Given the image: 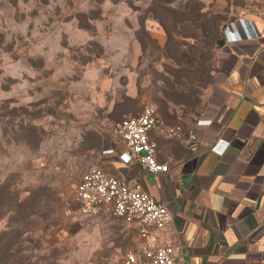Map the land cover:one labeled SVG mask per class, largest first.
I'll return each mask as SVG.
<instances>
[{
  "label": "rangeland",
  "instance_id": "obj_1",
  "mask_svg": "<svg viewBox=\"0 0 264 264\" xmlns=\"http://www.w3.org/2000/svg\"><path fill=\"white\" fill-rule=\"evenodd\" d=\"M240 18L264 32V0H0V264H125L135 228L74 216L77 185L145 107L191 127Z\"/></svg>",
  "mask_w": 264,
  "mask_h": 264
},
{
  "label": "crops",
  "instance_id": "obj_2",
  "mask_svg": "<svg viewBox=\"0 0 264 264\" xmlns=\"http://www.w3.org/2000/svg\"><path fill=\"white\" fill-rule=\"evenodd\" d=\"M225 38L191 127L150 134L168 172L124 164V146L101 161L169 206L173 222L157 235L178 264H264V32L240 18Z\"/></svg>",
  "mask_w": 264,
  "mask_h": 264
},
{
  "label": "built area",
  "instance_id": "obj_3",
  "mask_svg": "<svg viewBox=\"0 0 264 264\" xmlns=\"http://www.w3.org/2000/svg\"><path fill=\"white\" fill-rule=\"evenodd\" d=\"M161 129L154 106L145 107L139 115L124 118L117 131L127 149L120 154L122 162L140 165L152 175L168 172L169 165L158 161L157 144L150 137L151 132ZM177 131L170 129L172 135ZM75 201L74 216H89L100 206L108 205L113 216L135 228L137 242L126 255L125 264H178L176 247L164 243L157 235L172 224V212L166 203L153 198L136 180L126 182L103 167H94L77 185Z\"/></svg>",
  "mask_w": 264,
  "mask_h": 264
},
{
  "label": "trees",
  "instance_id": "obj_4",
  "mask_svg": "<svg viewBox=\"0 0 264 264\" xmlns=\"http://www.w3.org/2000/svg\"><path fill=\"white\" fill-rule=\"evenodd\" d=\"M211 41H212V43H213V45H214V47H216L217 49H220L221 47H223L224 45H225V42H226V38H225V32H224V36H222V35H220V33H219V27H218V25H217V28H216V30H215V32H211ZM194 82H196V81H194ZM204 82V78H198V81H197V83H203ZM207 83H209V82H207ZM211 83H209V85H210ZM208 85V86H209ZM202 88H204L203 86H201ZM207 88V87H206ZM205 88V89H206ZM187 97V96H186ZM200 97V96H199ZM189 98V97H188ZM193 99H195L196 100V98H193ZM197 100L199 101L200 100V98H197ZM196 100V101H197ZM4 264H8V262H5Z\"/></svg>",
  "mask_w": 264,
  "mask_h": 264
}]
</instances>
